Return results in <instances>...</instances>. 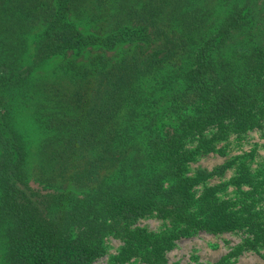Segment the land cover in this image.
Wrapping results in <instances>:
<instances>
[{
	"label": "trees",
	"instance_id": "16d2710c",
	"mask_svg": "<svg viewBox=\"0 0 264 264\" xmlns=\"http://www.w3.org/2000/svg\"><path fill=\"white\" fill-rule=\"evenodd\" d=\"M217 2L0 0V264H91L109 236L118 263L168 264L175 240L243 226L248 246L264 245L223 185L194 194L209 172L187 174L264 119V0ZM251 181L245 169L231 179ZM149 215L170 227L135 226Z\"/></svg>",
	"mask_w": 264,
	"mask_h": 264
},
{
	"label": "rangeland",
	"instance_id": "374dc122",
	"mask_svg": "<svg viewBox=\"0 0 264 264\" xmlns=\"http://www.w3.org/2000/svg\"><path fill=\"white\" fill-rule=\"evenodd\" d=\"M196 3L203 8L213 9L214 12L219 11L217 0H196ZM81 26L82 24L79 28H87ZM41 29L42 27H38L26 36L27 61L32 57L33 42ZM58 62V59L50 61L41 71L49 72ZM22 111L24 113L22 119L19 118V128L27 140L35 144L40 134L29 116V111ZM214 131V128H209L205 133L210 136ZM193 146V143L188 145L189 148ZM30 150H34L32 145ZM187 167L189 176L195 175L198 170L210 173L204 183L194 186L195 195H199L205 187L223 185L217 192L218 197L230 202V208L250 214L255 224L264 226V119L258 127L240 134L231 132L224 139L216 141L213 150L198 154ZM241 169H245L251 177L250 184L231 183V179L237 177ZM31 185L39 187L34 179H31ZM135 226L159 233L167 230L170 224L167 220L149 215L137 220ZM251 240L252 234L246 226L221 233L199 231L190 237L175 240L174 246L165 252V257L168 264H264V245L250 247L247 242ZM121 244L119 239L106 237L103 254L91 264H146L138 258L125 263L116 262L114 258L118 255ZM237 248L241 250L236 252Z\"/></svg>",
	"mask_w": 264,
	"mask_h": 264
}]
</instances>
